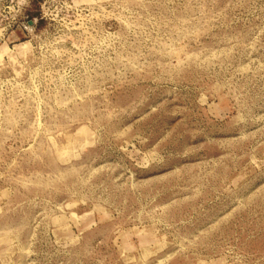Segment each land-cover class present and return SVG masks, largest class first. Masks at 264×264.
I'll return each mask as SVG.
<instances>
[{
	"label": "rangeland",
	"instance_id": "obj_1",
	"mask_svg": "<svg viewBox=\"0 0 264 264\" xmlns=\"http://www.w3.org/2000/svg\"><path fill=\"white\" fill-rule=\"evenodd\" d=\"M0 264H264V0H0Z\"/></svg>",
	"mask_w": 264,
	"mask_h": 264
}]
</instances>
